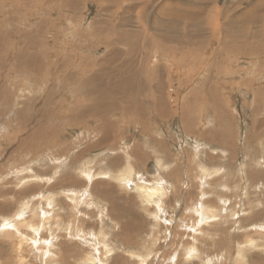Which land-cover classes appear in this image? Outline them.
<instances>
[{"label":"rangeland","instance_id":"374dc122","mask_svg":"<svg viewBox=\"0 0 264 264\" xmlns=\"http://www.w3.org/2000/svg\"><path fill=\"white\" fill-rule=\"evenodd\" d=\"M0 40L38 56L0 67V264H264V0H0Z\"/></svg>","mask_w":264,"mask_h":264},{"label":"crops","instance_id":"0c3cea01","mask_svg":"<svg viewBox=\"0 0 264 264\" xmlns=\"http://www.w3.org/2000/svg\"><path fill=\"white\" fill-rule=\"evenodd\" d=\"M73 20H74V18H73ZM14 29V28H13ZM13 36V35H12ZM12 36H7L8 37V39H11L12 38ZM64 37V36H63ZM63 37L61 38L62 40H59V42L61 41V44H63L64 46H62V48L64 49V51H63V53H65L66 55H69V53H70V51H72L73 52V54H75L79 59L81 58V56H82V54H83V58H84V55H85V40H84V37L86 38L87 37V35H86V33L84 32V30H83V32H82V35L81 34H78V35H75V36H72V37H69L70 38V40H72V41H74V43L73 44H71L68 40L66 41V40H63ZM82 37V38H81ZM31 37L29 36V34L27 33V35L26 36H24V38H22V40L19 38V37H15V39H16V41H20L21 40V42H24L25 43V40H28V39H30ZM2 42V43H1ZM109 41H105V43H108ZM3 43H4V41L3 40H0V47L1 48H3V50L4 49H7L8 50V47H4V45H3ZM97 43L98 42H96L95 43V46L97 45ZM86 47H88L87 45H86ZM27 50L25 51V53H27L28 52V50H33L34 51V53H37V52H40V53H42L43 55H45L42 51H41V49H40V47H38V44L37 45H31V46H28L27 44H26V47H25ZM66 49V50H65ZM2 50V51H3ZM2 51H1V53H0V67L2 66V61H3V59L5 58V57H10V58H12V59H14V60H16V62H20L19 61V59L21 60V61H23V65H19L18 67H16V66H14L13 68H11L12 69V71H13V73L14 74H21V76H23V74H26V75H29V76H35V73H36V70L35 69H37V68H35V66H34V63H35V58L36 57H38V56H36V55H33V54H31L30 55V57H29V54L27 55V56H23V54H22V51H23V49L20 47V45H18L17 46V49H16V52H14L12 55H10V56H7V55H4V54H2ZM45 56H47V55H45ZM67 57V56H66ZM19 58V59H18ZM63 58H65L64 56H63ZM12 59H10V60H12ZM93 61H96V59H94L93 58ZM43 62V66H45L46 65V63H47V61L46 60H43L42 61ZM58 65H60V64H58ZM16 67V68H15ZM55 67L58 69L59 68V66H57L56 64H55ZM76 66H74V68H75ZM38 69H40V68H38ZM39 72H41V70H38ZM44 71H46V69H44L43 70V72ZM46 74V73H45ZM78 74H79V70H72V71H70L69 73H67L65 76H58V77H56V79L54 80L53 79V81L52 82H50L51 81V79H52V76L51 75H48L47 76V79L46 80H44L43 78H40V79H37L36 80V82H38V83H40V85L42 86V87H44V89H47V91H51V86L53 85V84H61V85H63V86H68V85H70V84H72L73 85V83L74 82H77V79H78ZM50 82V83H49ZM33 83V80H31V82L29 83L30 85ZM34 85H35V83H34ZM47 99H48V97L47 98H45V100H42L40 103H37V102H32L31 104L33 105V106H45V107H47V106H49L50 107V102H48L47 101ZM19 104H21V103H19ZM30 103H26L25 105H19L18 107H21V106H27V105H29ZM18 105V104H17ZM17 105H11L10 106V108L8 109V112L9 111H11V110H14L16 107H17ZM33 106H30V107H33ZM6 109H7V106H5V108H4V110H0V112L3 114V113H7L8 115H9V118L10 117H12L7 111H6ZM18 109V108H17ZM18 112H19V109H18ZM50 115V119H49V116ZM32 117V116H31ZM52 117V114H51V112H49L48 114H46V116H45V118H43L41 121H43V122H51V118ZM12 119H13V121L14 122H22V123H26V122H28V121H30L31 120V118H27V120L26 121H22V120H20V118L18 117V116H16V117H12ZM1 121H7V119H2ZM45 128L46 129H49L50 130V124H48V125H46L45 126ZM51 138V140L50 141H55L54 140V138L55 137H50Z\"/></svg>","mask_w":264,"mask_h":264},{"label":"bare ground","instance_id":"6f19581e","mask_svg":"<svg viewBox=\"0 0 264 264\" xmlns=\"http://www.w3.org/2000/svg\"><path fill=\"white\" fill-rule=\"evenodd\" d=\"M69 3V2H68ZM261 4V3H260ZM263 13V12H262ZM254 19V18H253ZM174 29V28H173ZM39 76V75H38ZM52 87V86H51ZM83 90H87V91H90V87L88 88V87H86V88H84ZM93 90V89H92ZM120 91V90H119ZM51 92V91H50ZM7 93V92H6ZM91 93V92H90ZM93 93V92H92ZM94 94V93H93ZM39 100V99H38ZM91 100H96L95 99V97H92L91 98ZM57 101V100H56ZM78 101V100H77ZM130 101L131 102H133V100L132 99H130ZM31 104V103H30ZM30 104H29V106H30ZM33 104V103H32ZM99 104V103H98ZM37 107V106H36ZM42 107H44V106H42ZM54 110V109H53ZM46 111V110H45ZM183 112H186V111H184V109H183ZM10 113V112H9ZM52 114V113H51ZM43 115V114H42ZM187 121V120H186ZM51 130V129H50ZM39 132H40V130H39ZM51 132V131H50ZM52 134H53V132H51ZM39 135V134H38ZM34 138H35V136H34ZM33 138V139H34ZM39 138H41V137H39ZM42 138H43V136H42ZM50 139V138H49ZM43 140V139H42ZM45 140H46V138H45ZM44 140V141H45ZM46 144V143H45ZM47 148H49V147H47ZM34 150V149H33ZM32 150V151H33ZM197 150V149H196ZM200 152V151H199ZM33 154H35L34 152H33ZM30 155V154H29ZM198 155V154H197ZM26 159V158H25ZM24 159V160H25ZM62 161V160H61ZM39 162V161H38ZM56 162V161H55ZM58 163V162H57ZM61 163V162H60ZM63 163V162H62ZM161 165V164H160ZM88 167V166H87ZM86 170L88 169V168H85ZM89 171H92V169H88ZM84 172V171H83ZM83 172H80V173H83ZM99 172H102V171H97V173H99ZM54 175H56V174H54ZM57 176V175H56ZM83 176H85V177H87L88 179H89V176L87 175V173L86 174H84L83 173ZM133 177V174H132V172H123L122 174H120L116 179L121 183V184H123L124 186H126V184L128 185H130L131 183H128V180L130 179V178H132ZM157 177H159V176H157ZM145 178V177H144ZM163 180V179H162ZM131 181V180H130ZM149 181V180H148ZM156 181H157V179H156ZM92 182V181H91ZM144 182V181H143ZM158 182V181H157ZM164 182V181H163ZM166 183V182H165ZM131 186V185H130ZM133 190H136L137 192H139L140 194H141V197L144 199V202L145 203H147L148 205L150 204V203H152V202H154V199L156 200L157 199V197H160V196H162V195H164V193H166V188H164L163 186H162V184H159V183H157V184H155V183H136V184H133V187H131ZM72 191V190H71ZM168 191V190H167ZM79 192V191H78ZM80 193H82L83 195H84V197L86 198L89 194H88V192L87 191H81ZM90 196V195H89ZM48 198V197H47ZM46 198V199H47ZM89 199V198H88ZM101 208H102V206H101ZM108 211V210H107ZM108 218V217H107ZM4 223V222H3ZM104 224V223H103ZM29 226H31V224L29 225ZM6 228V227H5ZM31 228V227H30ZM34 228V227H33ZM103 231V230H102ZM103 233H105V232H103ZM101 234V236H105L104 234H102V233H100ZM102 240H104L103 241V244H104V247H109V251L107 252V253H110V252H112V251H114V250H112L113 248L111 247V245L108 243V241L107 240H105V239H102ZM64 248V247H63ZM117 260V259H116ZM240 262H242V261H240Z\"/></svg>","mask_w":264,"mask_h":264}]
</instances>
